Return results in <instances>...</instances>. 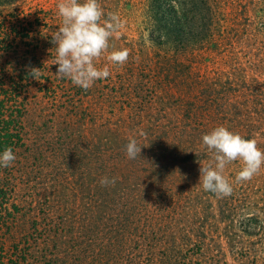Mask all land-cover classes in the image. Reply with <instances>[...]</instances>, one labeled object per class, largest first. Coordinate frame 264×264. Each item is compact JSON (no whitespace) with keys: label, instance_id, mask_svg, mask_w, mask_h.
<instances>
[{"label":"rangeland","instance_id":"rangeland-1","mask_svg":"<svg viewBox=\"0 0 264 264\" xmlns=\"http://www.w3.org/2000/svg\"><path fill=\"white\" fill-rule=\"evenodd\" d=\"M169 1L182 38L151 0H98L123 27L87 91L55 75L61 0L0 6V264H264V164L248 181L227 164L229 196L199 184L214 128L264 151V0Z\"/></svg>","mask_w":264,"mask_h":264},{"label":"clouds","instance_id":"clouds-1","mask_svg":"<svg viewBox=\"0 0 264 264\" xmlns=\"http://www.w3.org/2000/svg\"><path fill=\"white\" fill-rule=\"evenodd\" d=\"M57 9L63 20L51 41L55 45V65H58L55 75L58 79L67 78L75 86L87 91L96 81L111 75L107 67L97 68L94 61L108 50L109 39L123 27V22L115 14H109L101 22L104 12L98 0H84L83 3L78 0H61ZM129 55V50L125 48L111 52L107 58L114 64L123 65ZM31 75L37 79L39 69H32ZM202 143L213 152L214 167L211 164L201 165L199 184L204 191L218 196H229L232 193V187L223 175L227 164L238 159L243 161L242 170L236 176L237 181L250 180L264 164V151L257 147L255 139H246L224 126L203 135ZM140 152L141 146L137 140L130 138L125 145L127 158L134 160ZM15 160L16 155L11 147H5L0 152V167H10ZM99 183L104 187L114 186L116 178L105 176Z\"/></svg>","mask_w":264,"mask_h":264},{"label":"trees","instance_id":"trees-1","mask_svg":"<svg viewBox=\"0 0 264 264\" xmlns=\"http://www.w3.org/2000/svg\"><path fill=\"white\" fill-rule=\"evenodd\" d=\"M18 1L20 0H0V6L13 5ZM151 2L159 18L166 24V35L172 38L184 37L185 28L180 21L182 3L172 4L169 0H151Z\"/></svg>","mask_w":264,"mask_h":264}]
</instances>
